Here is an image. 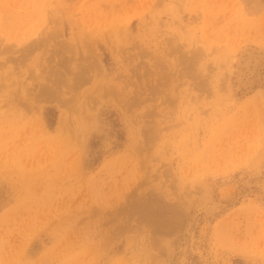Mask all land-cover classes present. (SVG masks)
<instances>
[{"label":"rangeland","instance_id":"1","mask_svg":"<svg viewBox=\"0 0 264 264\" xmlns=\"http://www.w3.org/2000/svg\"><path fill=\"white\" fill-rule=\"evenodd\" d=\"M0 264H264V0H0Z\"/></svg>","mask_w":264,"mask_h":264},{"label":"bare ground","instance_id":"2","mask_svg":"<svg viewBox=\"0 0 264 264\" xmlns=\"http://www.w3.org/2000/svg\"><path fill=\"white\" fill-rule=\"evenodd\" d=\"M244 53H245V52H244ZM247 57H248V56H247ZM249 57H250V56H249ZM256 57H257V56H256ZM244 58H245V57H244ZM258 58H259V57H258ZM238 59H239V57H238ZM240 59H241V58H240ZM247 59H248V58H247ZM250 60H251V59H250ZM250 60H249V61H250ZM249 61H246V64H249ZM244 62H245V61H244ZM253 63H254V62H253ZM253 63H252V64H253ZM256 63H257V62H256ZM238 64H239V62H238ZM244 64H245V63H244ZM254 64H255V63H254ZM250 65H251V64H250ZM246 67H247V66H245V68H246ZM244 70H246V69H244ZM256 76H257V75H256ZM87 111H89V110H87ZM87 113H88V112H87ZM77 124H78V123H77ZM78 125H79V124H78ZM78 125H77V126H78ZM77 126H76V127H77ZM76 132H77V131H76ZM76 145H77V144H76ZM186 228H187V227H186ZM186 230H187V229H186ZM185 232H186V231H185Z\"/></svg>","mask_w":264,"mask_h":264}]
</instances>
